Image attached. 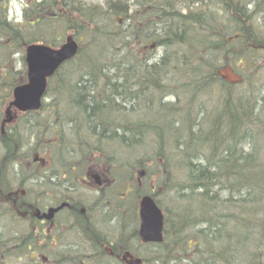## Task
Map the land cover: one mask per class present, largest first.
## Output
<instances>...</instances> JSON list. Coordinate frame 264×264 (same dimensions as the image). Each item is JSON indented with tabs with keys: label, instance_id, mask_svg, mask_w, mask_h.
Instances as JSON below:
<instances>
[{
	"label": "trees",
	"instance_id": "16d2710c",
	"mask_svg": "<svg viewBox=\"0 0 264 264\" xmlns=\"http://www.w3.org/2000/svg\"><path fill=\"white\" fill-rule=\"evenodd\" d=\"M5 6L0 0V264H127L125 256L257 264L264 0H41L23 24ZM55 22L77 33H42ZM67 36L79 50L48 80L49 101L1 131L4 106L27 80L25 47ZM225 66L242 80L226 81ZM102 159L96 196H77L95 176L90 164L101 166L90 162ZM144 194L164 212L160 243L138 238ZM63 201L53 218H39Z\"/></svg>",
	"mask_w": 264,
	"mask_h": 264
},
{
	"label": "water",
	"instance_id": "95a60500",
	"mask_svg": "<svg viewBox=\"0 0 264 264\" xmlns=\"http://www.w3.org/2000/svg\"><path fill=\"white\" fill-rule=\"evenodd\" d=\"M77 50L78 43L72 37H67L65 43L59 48L38 43L26 46L27 82L17 85L13 89V99L6 110L7 118L2 124L13 119L12 108L20 112L38 110L46 92L47 79L55 73L61 64L73 58ZM219 73L230 83L242 80L241 75L230 66L221 68ZM65 205L66 203H62L58 207H51L43 216L48 219ZM139 216V235L142 241L161 242L163 239V213L150 195H145L140 199ZM128 264H141V261L137 259Z\"/></svg>",
	"mask_w": 264,
	"mask_h": 264
},
{
	"label": "rangeland",
	"instance_id": "374dc122",
	"mask_svg": "<svg viewBox=\"0 0 264 264\" xmlns=\"http://www.w3.org/2000/svg\"><path fill=\"white\" fill-rule=\"evenodd\" d=\"M3 1L6 3L5 7H6L7 19L10 20V21H13V22H18L20 24L21 23L23 24V22H24L23 21L24 20V18H23L24 10L26 8H28V6L30 4L35 3V2L36 3L40 2L41 0H3ZM81 1L85 5L94 4V5H98V6H101V7L102 6L104 7V5H105V0H81ZM27 14L37 15V13L33 12L30 9H28ZM42 33H77V32L75 30L69 28L68 26H65V23H63V22H55V24L45 27ZM75 39L78 40V38H75ZM64 41H65V39H64ZM64 41H62V42L59 41L57 43V45H54L53 47H55V48L59 47ZM19 67H21V65H19ZM25 68H26V66H25ZM11 100H12V96H11ZM48 101H49V99L45 98L44 102H48ZM6 107H7V105L4 106L3 113H4L5 109H6ZM12 113L14 115L13 116L14 120L12 122L6 124L7 125L6 128H10V127L15 126L18 123V121H19V117H20L21 114L18 112V110L13 108V112ZM4 117H5V115H4ZM2 120H3V118H2ZM30 142L34 143L33 139H31ZM139 151H140V154H141V153L144 152V149L141 148V149H139ZM41 155H42L43 159H45L47 157L44 154H41ZM99 156H101V155L100 154H96V158L97 157L99 158ZM42 161H43L42 163H46L47 164V161H45V160H42ZM104 161H105L104 159H102V161L93 160L90 163H94L95 162V163H97L98 165H101V166H97L96 164L95 165L90 164V166L87 168L88 170H91L93 173L98 174L99 180L102 181V183L104 182L103 178L105 179V175L103 173H104V171L106 172V163L104 164ZM89 178H90L89 180H90L91 184L85 185L82 182L79 185L78 192L76 193L77 196L85 197L84 199H86V200H92L93 199V195H95V193L98 191L97 186H99V183H97L95 178H93V177H89ZM142 179H143L142 174L138 173L137 185H139V186L142 185V183H141ZM55 192H57V191H55ZM64 202L67 203V201H64ZM138 203H139V200H138ZM54 205H57V204H47L45 206V208L46 207H50V206H54ZM67 205H68V203H67ZM67 205H65L64 207H66ZM137 210H138V205H137L136 212H137ZM135 226L137 228L138 224L136 223ZM47 232H49V229H48ZM38 240H37V243L39 242ZM55 241L58 242V240H55ZM70 241L71 240L67 241V238H64V239H62L60 241V243L62 245H64L66 242H70ZM54 247H55V244H54Z\"/></svg>",
	"mask_w": 264,
	"mask_h": 264
},
{
	"label": "flooded vegetation",
	"instance_id": "af4514ba",
	"mask_svg": "<svg viewBox=\"0 0 264 264\" xmlns=\"http://www.w3.org/2000/svg\"><path fill=\"white\" fill-rule=\"evenodd\" d=\"M257 252H258L257 264H264V229H263V237L259 241V245L257 247Z\"/></svg>",
	"mask_w": 264,
	"mask_h": 264
}]
</instances>
